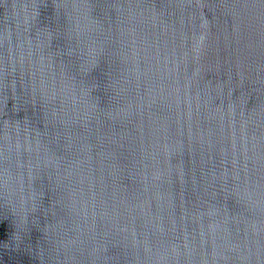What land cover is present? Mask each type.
<instances>
[{"label": "water", "instance_id": "obj_1", "mask_svg": "<svg viewBox=\"0 0 264 264\" xmlns=\"http://www.w3.org/2000/svg\"><path fill=\"white\" fill-rule=\"evenodd\" d=\"M0 264H264V0H0Z\"/></svg>", "mask_w": 264, "mask_h": 264}]
</instances>
